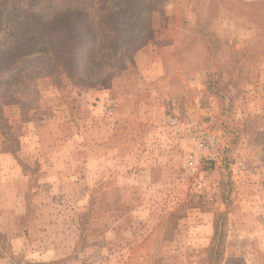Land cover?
<instances>
[{
    "label": "rangeland",
    "instance_id": "1",
    "mask_svg": "<svg viewBox=\"0 0 264 264\" xmlns=\"http://www.w3.org/2000/svg\"><path fill=\"white\" fill-rule=\"evenodd\" d=\"M1 1L0 14L14 20H0V143L29 182L26 215L6 220L10 233L0 225V264H264V131L258 127L264 121V0H162L151 17L149 44L136 52L139 43L127 32L138 25L116 21L110 27L120 30L111 35L115 49L108 51L99 37L93 53L85 32L72 33L59 21L75 1ZM81 3L97 23L96 5ZM9 28L20 43L34 32L58 44V61L50 54L9 57L15 40L4 32ZM58 114L67 129L54 138L61 150L75 148L68 156L74 177L82 174L78 150L89 142L91 195L84 208L69 197L82 193L76 179L55 189L68 196L58 208L34 202L42 187L33 153L40 140L25 157L19 128L10 123L22 115L39 125ZM201 131L219 137L221 161L201 162L193 171L187 157ZM15 182L12 189L1 181L0 191L23 193L24 181ZM24 233L28 242L15 246L14 235ZM54 240L63 255L45 260Z\"/></svg>",
    "mask_w": 264,
    "mask_h": 264
},
{
    "label": "crops",
    "instance_id": "2",
    "mask_svg": "<svg viewBox=\"0 0 264 264\" xmlns=\"http://www.w3.org/2000/svg\"><path fill=\"white\" fill-rule=\"evenodd\" d=\"M264 95V93H263ZM263 107V106H262ZM264 108V107H263ZM261 112V111H260ZM263 115V114H262ZM33 119L27 120L22 115H19V117L15 120L12 119L10 123L14 127H18V138L22 139V142H20L22 147L24 148V156L27 157V155H30L31 148H32V142H37V139L40 140V147L37 149L34 147L33 153L36 156V159L39 163L40 168V179H39V185L42 187L40 190L36 193L34 197V202L37 203L39 206L43 208H48V205L51 204V208L53 207L52 204H58L57 208L59 206V203L61 201H68V196H60L58 195V192L55 191L56 188H58L60 181L65 182L69 184V182H76L78 181L79 187L82 188V193L78 192L77 194L70 195L69 197L72 198V203H78V206H82L84 208L86 204L90 200L91 195V172L86 168L90 169V162H91V154L89 152V142H87V146L85 147V143L83 142L82 147L79 148L78 151H81V166H82V174L79 177H74L73 174L69 173L73 171V167L71 168V165H74L73 163V157L69 158V155H72V152H75V148L71 147L69 152L66 150H61V147L59 146V143L57 142V138H54L57 134L56 132L64 131L67 128L65 127V121L62 119V116L60 114L55 115L53 118H49L48 120H44L40 122V124H36L35 121H32ZM13 121L14 124H13ZM32 121V122H31ZM260 122V121H259ZM264 122V121H263ZM258 124V127H260L261 131H264V123ZM34 129V131L32 130ZM87 129V128H86ZM80 133L83 136H88L85 132V128H83ZM54 139V142H53ZM85 140V138L83 139ZM55 144H58L56 146ZM50 145H53L50 147ZM0 143V182L2 181L3 185L5 187H12V189L17 188L15 184H17V181H24V184H26V189L22 193L20 190L7 192L6 194L2 191H0V225L3 226L4 231H8L10 233V223L9 226L6 224V220L10 222V218L18 217L26 215L27 213V204H26V190L29 182V177L24 172V168L20 163H18L15 160V157L10 153V151L5 148L6 146H2ZM37 149V150H36ZM71 162V163H70ZM75 172V171H74ZM72 172V173H74ZM76 179V180H75ZM10 190V189H9ZM15 203L18 204V206L15 205ZM49 207V208H50ZM51 211V214L54 216V218H58L59 211L60 210ZM72 220L75 217V210L70 209ZM208 220L206 222V225H204L205 230L208 232V235H211L213 233V225L211 221L209 222V217L207 216ZM8 226V227H7ZM7 228H9L7 230ZM60 232L64 230V232L68 231L67 229H58ZM57 230V231H58ZM15 232V231H14ZM16 233V232H15ZM53 235L51 232H48ZM74 230H71L68 232V235H73ZM57 235V232H56ZM209 238V236H208ZM28 236L26 233L21 237H16V234L13 237V244L16 245H23L28 242ZM53 240V238H52ZM56 241L55 244L51 243V246L44 251V259L45 260H57L61 255H63V248L59 246V241ZM61 245V244H60ZM75 246V240L73 242L72 246H68V249L66 250L67 253H70L71 250L74 249Z\"/></svg>",
    "mask_w": 264,
    "mask_h": 264
},
{
    "label": "trees",
    "instance_id": "3",
    "mask_svg": "<svg viewBox=\"0 0 264 264\" xmlns=\"http://www.w3.org/2000/svg\"><path fill=\"white\" fill-rule=\"evenodd\" d=\"M21 1L22 0H2L1 3L3 5L12 3L14 6H17ZM71 1L78 3L76 4L77 6L70 7V11L67 9L65 12H62L58 17L59 21L62 23L65 30H69L72 33H75L76 31L85 32V34L91 38L89 43L91 44L92 49L94 48L91 50L92 53L96 50L98 45H102L99 37L107 42L105 48L108 49V51H113L115 49L117 43H113L110 40L112 39L111 35H119L120 30L114 31L111 30L110 27L112 24H116V21H119L124 25H126V23H129L131 26L138 25V30L133 27L132 30L127 32L128 36L131 34L136 38V41L133 43H136L137 45L139 43V46L136 47V52L143 46L149 44L150 36L148 31H151L152 29L151 17L156 11L154 7L162 2V0H90L92 5L95 4L97 8V12L94 13V16L98 15V20L97 23H94L95 21L91 14L88 11H83L81 9L84 8L83 3L79 4L81 0ZM2 9L3 7L0 8V10ZM127 10L131 13V16L127 14ZM3 18L7 24L9 21L14 20L12 14L4 17V14L1 13L0 20ZM96 25H100V29H93ZM6 31L15 39L11 43V50L8 53L9 57L20 59L28 55L50 54L54 63L58 61V44L52 45L48 42H42L41 38H39L34 32L21 36L22 40L26 43H20L17 38L18 33H16L13 28H9L4 32L6 33ZM120 37L123 38L124 35ZM84 48L85 46L83 49Z\"/></svg>",
    "mask_w": 264,
    "mask_h": 264
},
{
    "label": "built area",
    "instance_id": "4",
    "mask_svg": "<svg viewBox=\"0 0 264 264\" xmlns=\"http://www.w3.org/2000/svg\"><path fill=\"white\" fill-rule=\"evenodd\" d=\"M109 114L114 115L115 110L110 108ZM220 146V139L217 135L208 131H201L195 137V150L187 157L188 167L193 171H197L201 162L210 163L211 165L217 164L221 161Z\"/></svg>",
    "mask_w": 264,
    "mask_h": 264
}]
</instances>
